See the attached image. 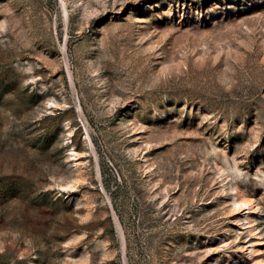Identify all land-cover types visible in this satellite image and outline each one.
<instances>
[{
	"label": "rangeland",
	"instance_id": "obj_1",
	"mask_svg": "<svg viewBox=\"0 0 264 264\" xmlns=\"http://www.w3.org/2000/svg\"><path fill=\"white\" fill-rule=\"evenodd\" d=\"M0 264H264V0H0Z\"/></svg>",
	"mask_w": 264,
	"mask_h": 264
},
{
	"label": "bare ground",
	"instance_id": "obj_2",
	"mask_svg": "<svg viewBox=\"0 0 264 264\" xmlns=\"http://www.w3.org/2000/svg\"><path fill=\"white\" fill-rule=\"evenodd\" d=\"M120 226V225H119Z\"/></svg>",
	"mask_w": 264,
	"mask_h": 264
}]
</instances>
